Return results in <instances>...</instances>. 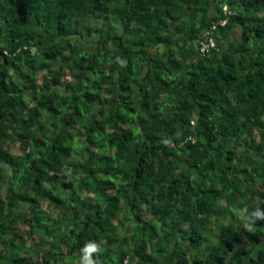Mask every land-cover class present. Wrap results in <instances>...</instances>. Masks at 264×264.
Here are the masks:
<instances>
[{"label": "trees", "instance_id": "1", "mask_svg": "<svg viewBox=\"0 0 264 264\" xmlns=\"http://www.w3.org/2000/svg\"><path fill=\"white\" fill-rule=\"evenodd\" d=\"M257 211L264 0H0V264H264Z\"/></svg>", "mask_w": 264, "mask_h": 264}, {"label": "clouds", "instance_id": "2", "mask_svg": "<svg viewBox=\"0 0 264 264\" xmlns=\"http://www.w3.org/2000/svg\"><path fill=\"white\" fill-rule=\"evenodd\" d=\"M257 218L264 219V212L257 211L254 213ZM103 248L101 243L89 241L81 249L79 264H100L98 257L102 254Z\"/></svg>", "mask_w": 264, "mask_h": 264}, {"label": "built area", "instance_id": "3", "mask_svg": "<svg viewBox=\"0 0 264 264\" xmlns=\"http://www.w3.org/2000/svg\"><path fill=\"white\" fill-rule=\"evenodd\" d=\"M215 26L211 27V30H213ZM216 40L213 36L209 35L208 31L204 32L202 40L198 43L196 49H197V54L199 56H204L206 55L209 50L211 49H216L217 44ZM127 260H124V263H126Z\"/></svg>", "mask_w": 264, "mask_h": 264}, {"label": "rangeland", "instance_id": "4", "mask_svg": "<svg viewBox=\"0 0 264 264\" xmlns=\"http://www.w3.org/2000/svg\"><path fill=\"white\" fill-rule=\"evenodd\" d=\"M238 30V29H237ZM237 30H236V32H235V35L236 36H238V32H237ZM74 40H75V42H78V43H80L81 45H84V46H86L87 48H91L92 47V44H90L91 42H92V38H89L88 40H87V38H81V37H74ZM21 170V169H20ZM20 175H22L21 173L20 174H18L17 176V180H21L23 177L22 176H20ZM25 209V208H24Z\"/></svg>", "mask_w": 264, "mask_h": 264}, {"label": "crops", "instance_id": "5", "mask_svg": "<svg viewBox=\"0 0 264 264\" xmlns=\"http://www.w3.org/2000/svg\"><path fill=\"white\" fill-rule=\"evenodd\" d=\"M236 32V31H235ZM197 53V52H196Z\"/></svg>", "mask_w": 264, "mask_h": 264}]
</instances>
